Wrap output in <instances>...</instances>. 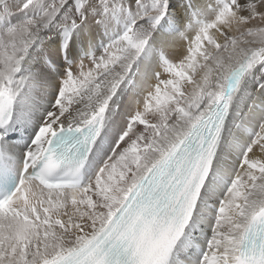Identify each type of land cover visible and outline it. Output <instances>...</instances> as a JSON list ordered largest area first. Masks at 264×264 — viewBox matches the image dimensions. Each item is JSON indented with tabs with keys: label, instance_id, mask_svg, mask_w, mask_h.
<instances>
[{
	"label": "snow or ice",
	"instance_id": "6c2138e0",
	"mask_svg": "<svg viewBox=\"0 0 264 264\" xmlns=\"http://www.w3.org/2000/svg\"><path fill=\"white\" fill-rule=\"evenodd\" d=\"M0 264H264V0H0Z\"/></svg>",
	"mask_w": 264,
	"mask_h": 264
}]
</instances>
